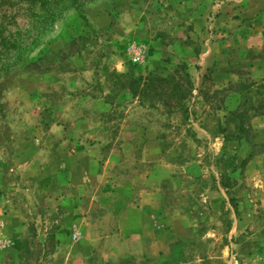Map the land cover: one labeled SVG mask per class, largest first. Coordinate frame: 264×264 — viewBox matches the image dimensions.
I'll list each match as a JSON object with an SVG mask.
<instances>
[{
    "label": "rangeland",
    "instance_id": "1",
    "mask_svg": "<svg viewBox=\"0 0 264 264\" xmlns=\"http://www.w3.org/2000/svg\"><path fill=\"white\" fill-rule=\"evenodd\" d=\"M73 1L0 0V264H264L259 55L202 1Z\"/></svg>",
    "mask_w": 264,
    "mask_h": 264
},
{
    "label": "crops",
    "instance_id": "2",
    "mask_svg": "<svg viewBox=\"0 0 264 264\" xmlns=\"http://www.w3.org/2000/svg\"><path fill=\"white\" fill-rule=\"evenodd\" d=\"M199 1L203 2V12H217L219 18L216 21L225 19L226 23L223 27H229L230 31L235 30L232 32L234 34L233 41L224 40L226 47H235L237 50L242 49L244 46L245 48L250 47L253 49V53L258 54L259 59L264 63V54H262L263 51H260L264 47V0H198V3ZM217 43L222 45L223 40H219ZM211 50H214V47L209 44L206 54L210 53ZM255 62L254 60L252 71L259 72L261 66ZM252 75L255 76L254 73ZM263 75L264 70H261L259 77ZM129 211H131V214L132 212L138 213L135 216L138 218H133V221H135L136 230L143 231V227L148 224V214L133 207H130ZM0 222L3 223V232H5L6 217L1 218Z\"/></svg>",
    "mask_w": 264,
    "mask_h": 264
},
{
    "label": "trees",
    "instance_id": "3",
    "mask_svg": "<svg viewBox=\"0 0 264 264\" xmlns=\"http://www.w3.org/2000/svg\"><path fill=\"white\" fill-rule=\"evenodd\" d=\"M33 1H36V0H33ZM49 2V0H42V5H43V7L45 8L46 7V4ZM74 3H77L78 1L77 0H74L73 1ZM72 2V3H73ZM52 14H54V13H52ZM84 15V14H83ZM85 19H87L86 18V16L84 15L83 16ZM118 75V77H122V74H120V73H118L117 74ZM151 78H152V76H139L138 78H136V82H140V84H142V85H144V86H147L148 84H149V81L151 80ZM162 79H164V80H166L167 81V79H165V78H162ZM133 85H135V83L133 82L132 83ZM233 169H235V168H233ZM223 184H224V186L226 187V188H229V187H231L232 185H231V181H230V178L228 177L227 178V181L226 180H223ZM233 199V198H232Z\"/></svg>",
    "mask_w": 264,
    "mask_h": 264
},
{
    "label": "built area",
    "instance_id": "4",
    "mask_svg": "<svg viewBox=\"0 0 264 264\" xmlns=\"http://www.w3.org/2000/svg\"><path fill=\"white\" fill-rule=\"evenodd\" d=\"M135 52H137V51H135ZM141 55H135V57H134V60H136V61H138V60H141Z\"/></svg>",
    "mask_w": 264,
    "mask_h": 264
}]
</instances>
